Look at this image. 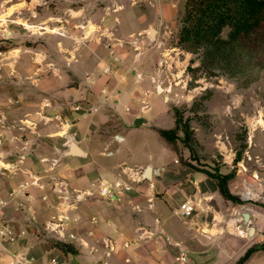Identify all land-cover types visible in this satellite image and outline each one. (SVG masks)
<instances>
[{
	"label": "crops",
	"instance_id": "crops-1",
	"mask_svg": "<svg viewBox=\"0 0 264 264\" xmlns=\"http://www.w3.org/2000/svg\"><path fill=\"white\" fill-rule=\"evenodd\" d=\"M6 3L0 0V199L21 236L1 248L13 264L22 255L31 264L53 258L62 264H264V201L245 196L256 183L238 184L240 201L225 198L213 177L171 155L176 150L159 133L174 128L176 117L157 44L131 55L137 40L128 39L117 49L107 37L116 24L113 12L89 0L57 12L44 8L38 21L58 31L36 48L16 17L28 25L34 20L8 14L19 7ZM21 3L27 8V0ZM126 168L140 169L145 179L101 196V182L129 181ZM187 201L195 210L185 216L180 206ZM244 211L250 212L245 226ZM65 212L70 221L62 235L49 232L46 224Z\"/></svg>",
	"mask_w": 264,
	"mask_h": 264
},
{
	"label": "rangeland",
	"instance_id": "rangeland-1",
	"mask_svg": "<svg viewBox=\"0 0 264 264\" xmlns=\"http://www.w3.org/2000/svg\"><path fill=\"white\" fill-rule=\"evenodd\" d=\"M24 1L7 0L6 4L18 3L19 7L16 10L7 9V13L14 11L16 16L22 14L34 20V24L28 21V25L23 17H16L26 24L36 48L38 44L41 47L46 43L44 36L47 33L57 34L58 31L56 27L38 21L40 15L46 12L44 8L57 12L64 5L85 6L89 3V0H77L75 3L72 0H27V8L21 9V5L25 4L20 2ZM185 2L97 0L96 6L114 14L116 24L113 33L107 37L117 43V49L126 46L128 39L137 40V47L128 52L131 55L146 50L148 42L157 44L161 54L158 70L161 69L160 62L164 61L166 64L162 72L171 78L173 85L172 109H178L190 126V138H186L182 129L178 131L177 154L173 152L171 155L179 158L183 165L191 163V159L200 168L211 171L226 168L228 172H234L229 188L237 192L236 196H243L238 184H264V25L254 35L249 51L237 65L227 72L216 70L211 73L201 67L200 53L187 51L179 44L180 17ZM31 9L39 11V15H33ZM122 12L125 13V20V16L129 18L124 30L121 29L122 24L119 25ZM140 16L146 20L137 25L135 21ZM93 30L87 29L86 32L93 33ZM228 31V28L225 29L224 35ZM155 152H159L157 146ZM253 199L264 201L260 197Z\"/></svg>",
	"mask_w": 264,
	"mask_h": 264
},
{
	"label": "trees",
	"instance_id": "trees-1",
	"mask_svg": "<svg viewBox=\"0 0 264 264\" xmlns=\"http://www.w3.org/2000/svg\"><path fill=\"white\" fill-rule=\"evenodd\" d=\"M179 44L187 51L200 53L201 67L209 72H227L249 51V43L264 25V0H186L180 17ZM229 29L224 35V30ZM176 126L160 129L161 136L177 151L178 131L190 138L188 120L174 109ZM195 169L213 177L220 193L227 199L240 201L229 188L234 172L211 171L189 163ZM63 249L65 245H61ZM249 249L243 260L252 253Z\"/></svg>",
	"mask_w": 264,
	"mask_h": 264
},
{
	"label": "built area",
	"instance_id": "built-area-1",
	"mask_svg": "<svg viewBox=\"0 0 264 264\" xmlns=\"http://www.w3.org/2000/svg\"><path fill=\"white\" fill-rule=\"evenodd\" d=\"M164 61L160 62L161 71L165 67ZM77 110L80 107L77 105L75 107ZM124 175L127 177L129 181H126L124 177H120L117 180L113 181L112 183H100V194L103 197H110L114 193H117L120 190H130L132 189V181H141L145 179L140 172V169H131L126 168L123 170ZM134 173V174H133ZM47 198V196H45ZM79 200V195L76 196ZM7 205V202L3 199H0V248L5 244V242L15 243L19 240L21 234L16 233L13 228L8 224L4 216V208ZM181 213L185 216L191 215L193 213L194 205L191 204L189 201L182 203L180 206ZM57 219L59 221H57ZM57 219H53L46 224V229L54 234L62 235V231L65 228V223L70 221V214L65 212L61 215V217H57ZM71 238H75L74 235H71ZM260 242L264 243V232L260 236ZM111 250L114 249V246L108 245ZM180 259L185 260V256L180 255ZM21 264H31V261L26 258L25 255L21 257ZM48 264H62L58 258H53Z\"/></svg>",
	"mask_w": 264,
	"mask_h": 264
},
{
	"label": "water",
	"instance_id": "water-1",
	"mask_svg": "<svg viewBox=\"0 0 264 264\" xmlns=\"http://www.w3.org/2000/svg\"><path fill=\"white\" fill-rule=\"evenodd\" d=\"M158 89H159V91H162V86L158 85ZM71 147H72V149H77L75 146V143L73 141L71 143ZM74 151H79V150H74ZM151 170H152V167L148 166L146 169V176H148V177L150 176ZM249 219H250V212L244 211L243 212V220H244L243 226L246 225V223L249 221ZM0 259H2V262L0 264H13L15 262V258L13 257V255L10 254L4 248L0 249Z\"/></svg>",
	"mask_w": 264,
	"mask_h": 264
},
{
	"label": "bare ground",
	"instance_id": "bare-ground-1",
	"mask_svg": "<svg viewBox=\"0 0 264 264\" xmlns=\"http://www.w3.org/2000/svg\"><path fill=\"white\" fill-rule=\"evenodd\" d=\"M89 31H91V29H89ZM154 32H156V31L154 30ZM260 185H261V187H260ZM253 186H255V184ZM255 187H257V190L247 189L246 190V193H245V196H247V197H250L251 196V197L264 198V196H261L262 190H264V184H261V183L259 184L258 183V184H256Z\"/></svg>",
	"mask_w": 264,
	"mask_h": 264
}]
</instances>
